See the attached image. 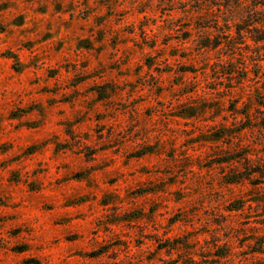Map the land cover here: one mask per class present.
Segmentation results:
<instances>
[{
    "label": "rangeland",
    "instance_id": "374dc122",
    "mask_svg": "<svg viewBox=\"0 0 264 264\" xmlns=\"http://www.w3.org/2000/svg\"><path fill=\"white\" fill-rule=\"evenodd\" d=\"M0 264H264V0H0Z\"/></svg>",
    "mask_w": 264,
    "mask_h": 264
}]
</instances>
